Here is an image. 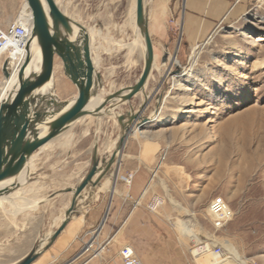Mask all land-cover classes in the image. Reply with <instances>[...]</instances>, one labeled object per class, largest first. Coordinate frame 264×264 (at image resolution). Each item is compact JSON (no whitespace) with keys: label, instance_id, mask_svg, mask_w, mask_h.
<instances>
[{"label":"rangeland","instance_id":"374dc122","mask_svg":"<svg viewBox=\"0 0 264 264\" xmlns=\"http://www.w3.org/2000/svg\"><path fill=\"white\" fill-rule=\"evenodd\" d=\"M132 1L78 2L81 10L77 8L74 16L91 31L92 56L103 93L132 85L143 67L142 47L129 52L125 46L134 37ZM23 3L0 0V25L13 19ZM199 45L197 60L185 74L192 51L188 60L175 54L179 63L175 65L170 64L174 52L170 50L166 62L161 63L156 46L155 68L148 83L129 106H124V110L134 112L141 108L140 115L150 119L129 135L121 157L134 155L141 160L140 166L149 164L151 168L150 198L146 190L140 207L145 208L153 199L161 201L155 212L145 211L154 218L151 264H165V253H177L182 263L198 264L196 259L192 261L189 248L211 238L223 249L232 245L244 264H264V0H241ZM61 67L55 56L57 77ZM85 116L37 153L33 173L26 180L37 182L33 185H38L36 197L46 198L53 191L71 187L87 170L98 135L100 156L107 139L113 148L119 128L114 118L105 113ZM215 196L223 197L234 214L218 231L207 213ZM69 197L70 193L59 194L14 212L8 204L0 206V262L12 261L39 246L60 224ZM188 220L194 224L197 238L181 233L179 226ZM147 242L145 236L140 248L147 250ZM52 247L35 264H71L68 250L54 251ZM211 257L209 254L205 259ZM115 261L116 250L110 244L89 264Z\"/></svg>","mask_w":264,"mask_h":264},{"label":"water","instance_id":"95a60500","mask_svg":"<svg viewBox=\"0 0 264 264\" xmlns=\"http://www.w3.org/2000/svg\"><path fill=\"white\" fill-rule=\"evenodd\" d=\"M74 1L25 0L34 14L41 56L37 71L0 102V183L12 179L7 186L0 188V197L21 187L17 176L23 172L31 155L69 125L85 119L87 102L91 97H99L97 91L101 89V76L92 60L89 32L73 18L77 14ZM135 23L145 47L144 63L139 76L121 95L111 115L119 127L113 148L107 155L100 156L97 139H94L89 166L78 184L53 191L36 203L38 206L59 194H71L63 220L57 228L47 235L43 244L31 248L17 259L0 264H31L47 250L72 217L77 215V199L84 189L87 187L92 191L101 180L111 174L114 176L112 166L118 163L133 128L139 129L149 121L140 115L141 108L137 112L130 108L124 110V106H129L131 100L143 91L155 68V48L147 26L144 0H135ZM55 56L62 63L64 75L76 87V94L67 99H61L56 90L53 71ZM161 62H166V55ZM40 76L43 78V89L41 99H38L31 86ZM113 98L114 94L101 96L102 100L107 101Z\"/></svg>","mask_w":264,"mask_h":264},{"label":"crops","instance_id":"0c3cea01","mask_svg":"<svg viewBox=\"0 0 264 264\" xmlns=\"http://www.w3.org/2000/svg\"><path fill=\"white\" fill-rule=\"evenodd\" d=\"M78 2L79 0H75L73 6L78 8L80 12L81 5ZM240 2L241 0H144L147 26L154 48L156 49V46H159L161 58L171 50L178 58L188 60L189 52L192 51L194 46L207 40L213 34L217 25ZM16 15H12L13 18ZM75 20L85 27L84 23L77 18ZM130 25L134 34L132 39H134L138 34V28L135 25V0L132 1ZM88 32L92 46V34L91 31L88 30ZM92 60L96 68V61L93 56ZM171 63L172 61H170ZM55 85L61 99H67L76 94L75 85L62 73V67L61 75L57 77L55 74ZM68 91H70L68 96H62L63 93ZM100 95L98 94V96ZM96 139L99 140V135ZM108 142L109 139L105 141L106 144ZM105 143L101 155L106 154L104 152ZM127 145L128 141L126 142ZM40 150H42L41 147L30 157L27 167L29 176L33 173L34 160ZM135 162L136 164H133ZM140 162L141 160L138 157L125 154L124 158L121 157L118 163L112 166L116 179L110 182L112 183L111 186H107V184L102 186L105 181L103 179L92 191L87 187L84 189L77 199V215L72 217L53 242L52 248L54 251L65 248L66 251L68 250L71 253L69 255L71 264L79 261V259L81 261L79 264H89L96 257L90 258V253H83L82 250L83 246L92 240L94 247L104 245L103 251L107 249L108 245L112 244L113 249L116 250V255L122 246L128 245L144 264H151L150 251H155V246L150 243V237H154L155 234L154 218H151L153 216L150 215L151 211L147 206L145 208L140 207L141 197L145 195L146 190L148 191V199L150 198L151 168L149 164L140 166ZM126 174L132 175L129 186H126L121 179V176ZM80 177L73 181L71 187L78 184ZM112 178L114 177L110 176V180ZM34 184H37V182H29L21 188L23 189L21 193L14 195H19L24 200L30 199L31 196L25 189L34 188L37 191L38 185L33 186ZM32 198V202L42 199V197L36 196ZM13 202H6V204L10 206ZM145 211L150 212L149 215ZM59 222H61V219ZM114 230L115 233L112 234ZM145 236L148 239L147 250L141 249L139 245L141 239ZM164 256L166 261L169 259L168 262L165 261V264H187V261L181 262L177 253H165ZM115 264H122L119 257Z\"/></svg>","mask_w":264,"mask_h":264},{"label":"bare ground","instance_id":"6f19581e","mask_svg":"<svg viewBox=\"0 0 264 264\" xmlns=\"http://www.w3.org/2000/svg\"><path fill=\"white\" fill-rule=\"evenodd\" d=\"M18 20H20L21 23L26 27V30L28 33H27L26 38L23 41V45L20 46L17 43L12 44L10 46V49L6 50V52L5 51L0 52V59L2 58V56H5L2 58V61L0 62V69H1V72L3 73V77H4V78L0 79V102L2 100H4L8 96L9 93L14 92L21 83H24L29 77H31L37 71V69L39 67V61H40V56H41V48L39 45V35L34 28V14L31 10L30 6L25 2V0H24L22 9L20 10V12L18 14ZM80 25H82V24H80ZM135 25H136V23H135ZM125 46L127 47L129 52H133L139 46L142 47L143 51L145 50L144 43H143L142 37L139 33V30H138L137 36L134 39H132L129 43L125 44ZM53 48H55L54 45H53ZM197 48H198V46H194V48L192 49V52L190 55L191 62H190V65L187 68H185L184 74L189 73L192 70V67H193L195 61L197 60V57L199 54V51ZM172 63L175 65L179 64L175 57L172 58ZM24 64H26L25 68L23 69V72L20 73V69L22 68V66ZM127 88L128 87L122 88L121 90L114 92V93H111V92L103 93V89H100L99 94H101V95L99 96V98L91 97L89 99V101L87 102V104L84 108V115H93V116H97V117L103 115L104 113L108 116L113 115V113H114L113 109L115 108L119 98L127 90ZM31 89L34 91L35 96L38 99H41L42 89H43V78H42V76H40L34 82V84L31 86ZM106 94L107 95L114 94V98L112 100H109V101L102 100L101 96H105ZM146 118H148V117H146ZM82 120L83 119H80L78 121L82 122ZM78 121H76V122H78ZM76 122L72 123L67 128H69L70 126H72ZM136 130H137V127L133 128V131H136ZM63 133H65V131H63L61 134L54 137L50 141L56 140V138H58ZM50 141H48V142H50ZM44 145H46V144H44ZM44 145L42 147H44ZM105 145L106 146H105L104 152H108L111 149V145H108L106 143H105ZM44 148H46V147H44ZM29 160H28L27 165L24 168L23 172L17 176V181L21 184V187L10 192L7 195H3L0 197V206H3L4 204H6V202L9 203L10 201H14L10 205V208L12 209L13 212L18 211L20 209H23L26 206H28L29 204L36 205V203L39 201L38 200L37 202H32L33 201L32 197L36 196V193H35L36 191L34 190V188L33 189H25V191L31 196V197H29L30 199H28V200H24L19 195H14L17 193H21L23 191V189H21V188L29 183L26 181L30 177L29 176L30 174L27 172ZM81 177L79 179H81ZM113 177L114 178H112L111 180H110V177L105 178L104 179L105 181L102 183V186L106 185V184H107V186L108 185L111 186L112 183H110V182H112L113 180L116 179V175ZM11 181H12V179H8L6 181L1 182L0 188L7 186ZM126 185L129 186L130 183L126 182ZM160 203H161L160 200H155V205H159ZM61 220H63V218H61ZM193 226H194V224L188 220V221H184L183 223H181L179 228H180L181 233L183 235L193 237V238H197V236H198V234L196 233L197 230L195 232ZM102 251H103V249H100L98 251L97 256H99ZM2 252H4V251H2ZM45 254H46V251L43 252L40 256H43ZM209 254L210 253L199 254L196 257V261L198 262V264H244V261L240 258V254H238V252L236 251V249L232 245L224 246L223 257L221 260L217 259L215 256L210 254V255H212V257H211L212 259L208 261L207 259H205V257ZM38 258L31 264H35L36 262H38Z\"/></svg>","mask_w":264,"mask_h":264},{"label":"built area","instance_id":"2783aa9c","mask_svg":"<svg viewBox=\"0 0 264 264\" xmlns=\"http://www.w3.org/2000/svg\"><path fill=\"white\" fill-rule=\"evenodd\" d=\"M26 27L18 20V14L11 19L5 26L0 25V52L10 49L12 44L23 45V41L27 36ZM198 46V45H196ZM123 181L131 182L132 175L127 174L121 177ZM157 205H155V200L149 202L147 208L155 212ZM207 213L211 219L212 226L215 230L224 229L225 226L233 218V211L229 207L228 203L221 196L213 197L207 206ZM103 246L94 247V242L91 240L83 246V253H90L89 257H97L98 251L104 249ZM223 245L217 243L213 238L202 240L199 243H194L189 248V254L194 261L199 254L210 253L217 259H222L223 257ZM122 264H144L139 257L136 255L134 250L128 246H122L117 253ZM89 258V259H90Z\"/></svg>","mask_w":264,"mask_h":264}]
</instances>
